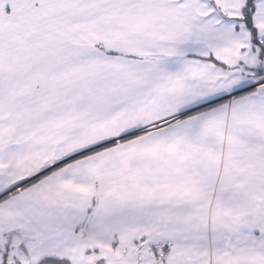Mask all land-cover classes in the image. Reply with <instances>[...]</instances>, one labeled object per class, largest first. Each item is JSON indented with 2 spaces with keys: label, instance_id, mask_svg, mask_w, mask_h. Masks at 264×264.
Masks as SVG:
<instances>
[{
  "label": "snow or ice",
  "instance_id": "1",
  "mask_svg": "<svg viewBox=\"0 0 264 264\" xmlns=\"http://www.w3.org/2000/svg\"><path fill=\"white\" fill-rule=\"evenodd\" d=\"M0 264H264V0H0Z\"/></svg>",
  "mask_w": 264,
  "mask_h": 264
}]
</instances>
